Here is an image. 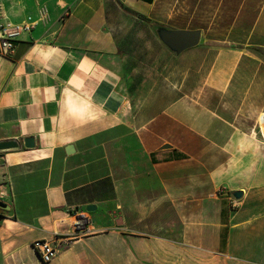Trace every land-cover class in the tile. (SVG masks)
I'll return each instance as SVG.
<instances>
[{"label":"crops","instance_id":"0c3cea01","mask_svg":"<svg viewBox=\"0 0 264 264\" xmlns=\"http://www.w3.org/2000/svg\"><path fill=\"white\" fill-rule=\"evenodd\" d=\"M29 21L0 46V264H264V0H0V28Z\"/></svg>","mask_w":264,"mask_h":264},{"label":"built area","instance_id":"2783aa9c","mask_svg":"<svg viewBox=\"0 0 264 264\" xmlns=\"http://www.w3.org/2000/svg\"><path fill=\"white\" fill-rule=\"evenodd\" d=\"M31 20V18H28ZM34 23L24 22L21 24H7L0 28V46L1 51L5 55L13 53L15 41L22 34V32L31 30ZM258 127L264 138V112L259 115ZM4 194L0 191V200ZM73 215V233L65 236H56L53 240L41 239L34 242V247L39 253L43 262H50L59 252L61 248L69 246V244L88 232V223L90 217L84 211H75Z\"/></svg>","mask_w":264,"mask_h":264},{"label":"water","instance_id":"95a60500","mask_svg":"<svg viewBox=\"0 0 264 264\" xmlns=\"http://www.w3.org/2000/svg\"><path fill=\"white\" fill-rule=\"evenodd\" d=\"M153 29L158 39L168 48L170 52L179 55L183 51L192 48L199 44L201 39L200 29H176L166 26L155 24ZM24 145L27 148L35 147L34 137H26L24 139ZM20 142L16 139L0 140V151H7L18 149ZM236 198L242 196V191H236L234 193ZM0 208H8V204L0 200ZM88 211L96 209V206L90 204L86 208Z\"/></svg>","mask_w":264,"mask_h":264},{"label":"rangeland","instance_id":"374dc122","mask_svg":"<svg viewBox=\"0 0 264 264\" xmlns=\"http://www.w3.org/2000/svg\"><path fill=\"white\" fill-rule=\"evenodd\" d=\"M148 31H149V35H150V37H151V40L152 41H157V40H159L158 39V37L156 36V33H155V31H154V29H153V26H151V27H149V29H148ZM141 34H147V32H146V30H145V32H141ZM160 41V40H159ZM158 42V41H157ZM161 42V41H160ZM162 43V42H161ZM163 44V43H162ZM160 48H155L154 46H153V44H152V53H151V56H152V60L151 61H157L159 58V54H160V51L161 50H159ZM188 50H190V49H188ZM185 52H187V51H185ZM173 53V52H172ZM157 58V59H156ZM174 66V65H173ZM163 67V66H162ZM161 71V70H160ZM164 83L163 84H165V82H167V83H169L168 82V80L167 79H164V81H163ZM97 213H99V216H98V218H97V220L98 221H102L103 222V218H101L102 216L100 215L101 214V212L99 211V210H97Z\"/></svg>","mask_w":264,"mask_h":264},{"label":"trees","instance_id":"16d2710c","mask_svg":"<svg viewBox=\"0 0 264 264\" xmlns=\"http://www.w3.org/2000/svg\"><path fill=\"white\" fill-rule=\"evenodd\" d=\"M152 26H156L155 24H153Z\"/></svg>","mask_w":264,"mask_h":264}]
</instances>
